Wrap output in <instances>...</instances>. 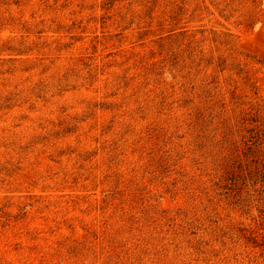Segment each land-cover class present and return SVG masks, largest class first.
Here are the masks:
<instances>
[{
    "label": "rangeland",
    "instance_id": "obj_1",
    "mask_svg": "<svg viewBox=\"0 0 264 264\" xmlns=\"http://www.w3.org/2000/svg\"><path fill=\"white\" fill-rule=\"evenodd\" d=\"M0 264H264V0H0Z\"/></svg>",
    "mask_w": 264,
    "mask_h": 264
}]
</instances>
